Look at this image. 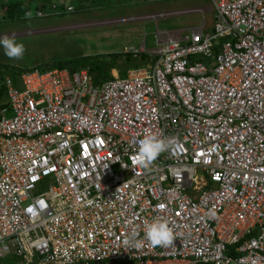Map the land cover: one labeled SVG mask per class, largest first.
<instances>
[{
	"label": "built area",
	"instance_id": "built-area-1",
	"mask_svg": "<svg viewBox=\"0 0 264 264\" xmlns=\"http://www.w3.org/2000/svg\"><path fill=\"white\" fill-rule=\"evenodd\" d=\"M208 1L211 32L203 8L146 15L203 23L159 35L125 78L6 79L0 264H264V0ZM148 135L169 148L144 169L131 158ZM156 220L173 246L144 240ZM133 236L139 247L125 245Z\"/></svg>",
	"mask_w": 264,
	"mask_h": 264
},
{
	"label": "rangeland",
	"instance_id": "rangeland-1",
	"mask_svg": "<svg viewBox=\"0 0 264 264\" xmlns=\"http://www.w3.org/2000/svg\"><path fill=\"white\" fill-rule=\"evenodd\" d=\"M50 1L56 5L65 2L73 10L68 9L65 17L58 18L55 15L60 14V9L51 7L44 17L35 16L34 7L38 3L47 7ZM31 6L32 15L24 22L12 23L0 16V38L14 37L17 43L25 46L21 60H10L0 46V64L8 65L9 71L79 55L96 57L121 54L125 59L126 54H132L134 49L148 55L156 48L159 35L181 31L179 34L182 37H189V30L203 23L202 14L173 16L159 21L145 20L146 15L203 8L206 11L207 30L211 32L214 25V13L208 0H32ZM81 6L86 14L77 12L76 9ZM120 66L126 70L143 67L139 63H120ZM13 258L9 257L6 261L9 259L13 264L20 261Z\"/></svg>",
	"mask_w": 264,
	"mask_h": 264
},
{
	"label": "trees",
	"instance_id": "trees-1",
	"mask_svg": "<svg viewBox=\"0 0 264 264\" xmlns=\"http://www.w3.org/2000/svg\"><path fill=\"white\" fill-rule=\"evenodd\" d=\"M52 2V4H51ZM54 1H50L49 6L45 7L43 3H38L35 8V13L37 16L38 12H42L46 14V10L51 7L59 10L60 14L55 15L60 17H65L68 13V9L71 7L67 3L54 4ZM32 0H0V16L2 19L10 22H24L29 20L26 18L25 14L28 12H32L31 6ZM77 12L86 14L83 11V6L76 9ZM32 14V13H31ZM103 58V59H102ZM152 58L144 53H132L126 54V58L122 59L121 54H109L108 56H85L79 55L74 58L67 60H58L56 62L44 63L36 66H32L30 68H20L14 70H8V65L0 64V116L1 111L8 107L7 100V88H6V79L11 78L15 84H19L21 76L32 70H40L41 72H46L54 69L59 70H68L70 73H75L81 70H88L90 76L92 77V83L96 86H100L102 83L113 80L114 77L112 75L113 70H116L119 74V78H125L128 70L132 69H124V67L120 66V63L136 65L137 63L141 65H146L148 62H151ZM117 61V62H116ZM141 68V67H137ZM136 68V69H137ZM18 259V258H13ZM20 260V259H19ZM5 264H13L11 260L5 261ZM15 264H23L21 261L16 262ZM201 264V263H198Z\"/></svg>",
	"mask_w": 264,
	"mask_h": 264
},
{
	"label": "clouds",
	"instance_id": "clouds-1",
	"mask_svg": "<svg viewBox=\"0 0 264 264\" xmlns=\"http://www.w3.org/2000/svg\"><path fill=\"white\" fill-rule=\"evenodd\" d=\"M31 15V12L25 14L26 18H30ZM0 46L3 47L4 54L10 60L23 59L25 46L23 43H17L14 37L10 38L9 36H4L3 38H0ZM114 72L115 74H118L116 70H113L112 73L114 74ZM138 145V153L131 159L134 165L144 169H149L158 156L169 148V144L166 141L158 139L153 135L145 136L138 142ZM118 190L119 189H117V191ZM27 211L31 213L33 212V209L29 208ZM144 240H146L153 248H168L174 245L175 235L172 228L169 227L168 222L156 220L146 225ZM124 243L128 247H139L141 241L135 240V236H133L132 238L125 240Z\"/></svg>",
	"mask_w": 264,
	"mask_h": 264
},
{
	"label": "crops",
	"instance_id": "crops-1",
	"mask_svg": "<svg viewBox=\"0 0 264 264\" xmlns=\"http://www.w3.org/2000/svg\"><path fill=\"white\" fill-rule=\"evenodd\" d=\"M178 10V9H177ZM170 12V11H169ZM207 25V24H206ZM187 31V29H186ZM181 31H175V32H166V36L165 37H180V33Z\"/></svg>",
	"mask_w": 264,
	"mask_h": 264
}]
</instances>
